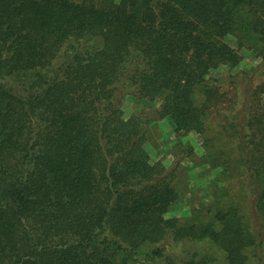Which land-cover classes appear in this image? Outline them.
I'll return each instance as SVG.
<instances>
[{
    "label": "trees",
    "instance_id": "1",
    "mask_svg": "<svg viewBox=\"0 0 264 264\" xmlns=\"http://www.w3.org/2000/svg\"><path fill=\"white\" fill-rule=\"evenodd\" d=\"M0 264H264V0H0Z\"/></svg>",
    "mask_w": 264,
    "mask_h": 264
},
{
    "label": "rangeland",
    "instance_id": "2",
    "mask_svg": "<svg viewBox=\"0 0 264 264\" xmlns=\"http://www.w3.org/2000/svg\"><path fill=\"white\" fill-rule=\"evenodd\" d=\"M256 64V57L250 52L246 55L240 67L253 66ZM222 71L227 72L228 70L226 68ZM127 104L131 108H136L134 100H128ZM180 139L183 140V144L179 141ZM187 141L193 143L197 154L202 153L199 135L191 133L187 137L179 138L174 134L173 126L168 118L154 123L149 129L148 145L152 151L153 157L156 159H165L168 165H171L178 158H185L182 160L184 166L192 164V161L184 157L181 153ZM214 176L215 172L210 171L207 165L192 167L184 172L183 175H179L177 182L181 197L175 204V208L178 210H186L191 205L209 202L211 199V187Z\"/></svg>",
    "mask_w": 264,
    "mask_h": 264
}]
</instances>
